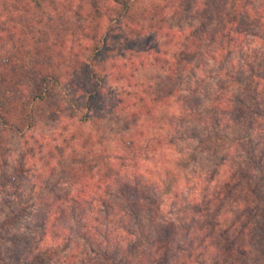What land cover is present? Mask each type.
I'll return each instance as SVG.
<instances>
[{
  "label": "trees",
  "instance_id": "16d2710c",
  "mask_svg": "<svg viewBox=\"0 0 264 264\" xmlns=\"http://www.w3.org/2000/svg\"><path fill=\"white\" fill-rule=\"evenodd\" d=\"M81 1L79 34L58 26L68 0H0V158L11 130L25 135L36 128L49 88L67 86L91 106L109 75L123 84L112 110L128 113L133 124L112 140L113 151L110 141L91 135L75 145V134L63 147L26 150L23 160L43 161L42 175L60 173L53 160L70 149V157L86 149L98 164L88 172L65 169L64 188L38 195L33 230L20 239L17 232L14 248L4 250L2 242L24 208L0 225V264H264V66L250 67L245 86L218 87L206 111L191 105L170 115L167 89L147 87L127 64L108 62L116 29H107L119 20L126 41L153 34L196 55L205 41L207 57L223 68L250 39L264 47V0H150L144 7L149 0ZM192 7L203 22L200 34L169 24V15L180 19ZM148 54L153 65L175 70L160 45L148 46ZM227 78L237 80L235 73ZM175 120L194 122L206 135L180 139L185 146L171 154L160 132L174 129ZM205 155L219 162L198 172ZM81 243L87 248L78 254L72 246Z\"/></svg>",
  "mask_w": 264,
  "mask_h": 264
},
{
  "label": "rangeland",
  "instance_id": "374dc122",
  "mask_svg": "<svg viewBox=\"0 0 264 264\" xmlns=\"http://www.w3.org/2000/svg\"><path fill=\"white\" fill-rule=\"evenodd\" d=\"M68 1L70 2H67L66 6L60 9L62 18L58 19V26L63 29L69 28V33L72 31L80 34L81 32L75 28L82 25L83 17L79 14L82 1ZM150 3L153 2H150V0L144 1L141 3V7L149 6ZM187 7H190V5H187ZM187 11V14L180 19H172V15H169L170 12H168L169 24L177 30H189L194 35L200 34L203 29V22L199 19L200 16L196 7H192V11ZM117 21L109 22L107 27L111 31L116 29V32L110 34L108 42L110 50L108 62L110 63L114 59L116 62L127 64L128 71L136 75L147 87L152 85L153 89L157 91L167 89V95H173L168 103L169 105L164 106V109H167L170 115L174 113L178 115L182 112L183 107H186V110L191 105L194 110L206 111L210 99L218 87L228 85L226 89L231 91L238 81L245 86L251 71L250 67L258 70L264 66V47L259 40L250 39L246 42L245 49L235 53L231 60L225 63V67L222 68L221 65L211 62L210 58L207 57V42L205 41L197 55L194 49L182 52L177 47L164 46L163 40H154L153 34L126 41V33ZM115 24L118 26H115ZM154 45L161 46L162 57H167L173 63H176L175 70L168 72L167 69L158 64L153 65L152 56L148 54V46ZM122 50L124 51L121 52ZM119 54H122V56ZM228 73H235L237 80L231 81V79H228ZM25 83L27 85L26 89L33 87L32 81H26ZM122 86V83L111 81L110 76L107 75L102 82V86L99 87L101 99L97 100V104L91 103V106L85 104L82 98L75 96L67 86L49 88L47 93L51 95L49 98L50 104H44L40 108L42 116L36 128L27 131L25 135L24 132L22 134L17 130L10 131L4 141L3 155L0 158V225L17 211L23 208L24 211L19 226L5 236V241L2 242L4 250L14 248L13 241L17 238V232L21 234L19 239L28 236L32 232L33 208L31 206L35 205L34 200L42 193H49L51 189L64 188L67 175L65 169L76 167L83 172H88L98 164L97 159L92 157L93 155L89 154L86 149H77L72 157L69 155L71 153L70 149L63 160L59 161L58 158L53 160L54 169H57V172L61 171L60 173L54 176L42 175L38 170L42 167L43 161L37 162L34 158L23 160L26 150H30L35 146L39 149L42 143L52 148L59 145L63 147V140L70 139L75 134L78 137L80 136V140H75V145L80 144L83 139L91 135L93 136L92 141H96L98 137L110 141L107 145H109L110 151H113L115 146L113 147L112 140L127 132V125L133 124L131 116H127L128 113L118 114L112 110L114 100L120 95L119 91H121ZM92 88H94L93 85ZM184 99H186V103H180ZM97 107L102 108L98 109ZM133 112L137 113V109L134 108ZM173 123L175 125L174 129L165 126V130L160 132L162 136L168 138V141H171V149L168 151L171 154L177 153L178 149L185 146L182 145L183 142L180 139L186 141V139L192 137L200 138L206 135L194 122L183 124L175 120ZM228 133L230 136H234L232 131ZM32 135H34L33 139ZM36 139L39 140V143H36ZM36 157L42 158L44 162L47 160L44 154L36 155ZM219 159V157L209 155L203 156V160H200V166L197 168L198 172L216 166ZM91 164L93 165L92 168ZM227 170L226 165L223 167L222 173ZM72 248H75L79 254L87 246L81 243L77 246L73 245Z\"/></svg>",
  "mask_w": 264,
  "mask_h": 264
}]
</instances>
